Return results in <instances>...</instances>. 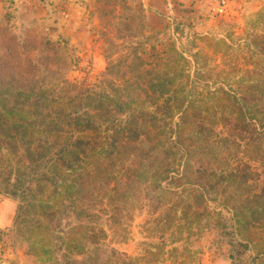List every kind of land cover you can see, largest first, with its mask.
Returning a JSON list of instances; mask_svg holds the SVG:
<instances>
[{
	"label": "trees",
	"instance_id": "obj_1",
	"mask_svg": "<svg viewBox=\"0 0 264 264\" xmlns=\"http://www.w3.org/2000/svg\"><path fill=\"white\" fill-rule=\"evenodd\" d=\"M260 24L264 26V13L258 15ZM216 45L230 49L224 42ZM250 45L252 69L235 81L240 97L222 88L199 90L198 84L220 77L222 71L198 69L192 85L184 82L188 75L179 61L186 59L174 46L156 57L160 67L133 73L146 82L141 86L113 84L111 91L100 92L86 87L61 97L54 89H4L0 181L7 188L0 193L22 198L19 209L31 215L26 222L31 231L49 233L45 243L38 239L43 246L54 245L50 223L63 213L79 220L54 236L68 248L80 242L82 232L91 230L99 240L83 220L96 216L91 210L105 200L114 214L140 202L143 194L154 209L167 207L152 220L161 242L150 246L158 250L123 259L114 251L119 264L157 262L166 243L188 242L197 234L194 230L212 223L226 230L224 214L208 207L210 200L232 212L227 233L246 240L241 247L258 249L261 259L264 178L258 175V183L252 182L250 166L230 169L229 162L238 154L247 155L258 160L264 172V36H253ZM176 114L178 120L173 121ZM219 122L228 130L225 135L214 133L213 125ZM182 163L181 175L170 176ZM170 178L174 187L162 186ZM100 233L104 236L102 229Z\"/></svg>",
	"mask_w": 264,
	"mask_h": 264
},
{
	"label": "rangeland",
	"instance_id": "obj_2",
	"mask_svg": "<svg viewBox=\"0 0 264 264\" xmlns=\"http://www.w3.org/2000/svg\"><path fill=\"white\" fill-rule=\"evenodd\" d=\"M145 1L93 0L88 9L51 11L57 16L50 20L47 16L50 11L38 6L41 5L38 0H0V97L9 87L54 89V95L61 97L64 92L75 94L86 87L100 92L111 91L113 84L141 86L146 82L137 80L133 73L160 67L156 57L164 56L173 46L186 59V63L179 61L188 75L184 82L192 85L193 74L198 69H211L216 74L222 71L220 77L214 74V79L198 84L199 90L215 92L222 88L227 92L236 91L240 97L235 81L252 69L254 58H248L250 40L253 36H264V26L258 25V15L264 13V0H228L222 14L215 8L200 9L207 15L206 21L198 19V24H192L191 11L174 9L171 12L163 7L161 0H152L150 5L156 8L146 9ZM219 41L230 49L226 51L222 45L217 46ZM167 54L171 56L172 52ZM173 119L177 121L178 114ZM222 123L213 125L216 135L228 132ZM174 135L170 133L172 139ZM229 162L230 169L250 166L255 174L252 182L258 183V175L264 178L258 160L238 154ZM183 169L182 163L170 176L181 175ZM170 180L162 182V186L173 188ZM5 188L0 181V191ZM0 200L6 202L1 213L13 215L11 224L0 228V253L9 264H119L114 251L120 259L144 257L149 249L158 250L150 245L161 242L160 232L154 230L152 220L168 211L167 207L154 209L144 194L140 202L115 214L105 200V204L91 210L96 216L83 220L98 233L99 240L96 242L90 230L81 233L79 243L67 248L54 236L68 231L79 222L77 218L63 213L60 219L50 223L54 245L43 246L38 239L45 243L49 233L31 231L26 223L31 215L19 209L22 198L1 192ZM207 204L224 214L227 231L215 223L194 230L197 234L188 242L182 239L166 243L160 260L150 264H264V256L258 258V249L249 245L241 247L247 241L227 233L231 232L232 212L210 200ZM173 247L178 251L171 253Z\"/></svg>",
	"mask_w": 264,
	"mask_h": 264
},
{
	"label": "crops",
	"instance_id": "obj_3",
	"mask_svg": "<svg viewBox=\"0 0 264 264\" xmlns=\"http://www.w3.org/2000/svg\"><path fill=\"white\" fill-rule=\"evenodd\" d=\"M16 1V0H15ZM35 0H30V2H34ZM93 0H38L40 2L38 6H41L42 9L50 11V13L47 15L50 17V20L55 18L57 14L52 13L54 10L62 9V8H79V9H88L90 7V3ZM163 3V7L166 10H183L191 11L192 15V24H198V19L200 21L205 20V17L207 14H205V10H211L213 8H216L218 0H161ZM152 3V0H146L144 2V8H156L154 5H150ZM36 8V6H34ZM39 9V8H37ZM200 9H203L199 11ZM194 10V12H192ZM52 11V12H51ZM48 17V19H49ZM6 205V202L3 200H0V228L6 227L9 224H11V219L13 218V215H3L1 213L2 208ZM10 219V220H9Z\"/></svg>",
	"mask_w": 264,
	"mask_h": 264
},
{
	"label": "built area",
	"instance_id": "obj_4",
	"mask_svg": "<svg viewBox=\"0 0 264 264\" xmlns=\"http://www.w3.org/2000/svg\"><path fill=\"white\" fill-rule=\"evenodd\" d=\"M227 3H228V0H218L217 7L215 8L217 10V13H220V14L224 13L226 10ZM0 264H9L7 263L6 260H4V257L2 256L1 253H0Z\"/></svg>",
	"mask_w": 264,
	"mask_h": 264
},
{
	"label": "water",
	"instance_id": "obj_5",
	"mask_svg": "<svg viewBox=\"0 0 264 264\" xmlns=\"http://www.w3.org/2000/svg\"><path fill=\"white\" fill-rule=\"evenodd\" d=\"M50 30H51V32H53V31H54V29H53V28H51Z\"/></svg>",
	"mask_w": 264,
	"mask_h": 264
}]
</instances>
